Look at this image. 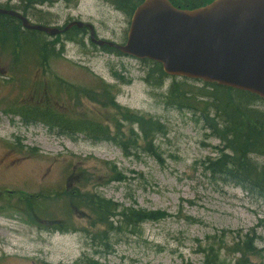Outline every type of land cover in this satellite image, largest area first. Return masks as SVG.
I'll list each match as a JSON object with an SVG mask.
<instances>
[{"label": "rangeland", "instance_id": "374dc122", "mask_svg": "<svg viewBox=\"0 0 264 264\" xmlns=\"http://www.w3.org/2000/svg\"><path fill=\"white\" fill-rule=\"evenodd\" d=\"M16 3L0 0V6ZM26 18L53 28L82 21L92 25L97 39L123 45L131 17L106 0H44ZM88 37L86 31L79 34L83 43L77 45L63 36L44 35V41L53 43L44 69L37 66L35 56L14 64L10 55L0 51V264H204L208 248L219 254L222 264H234L238 257L224 249L250 234L255 235L257 251L249 262L264 264V200L211 176L206 162L218 156L221 142L198 114L163 105V96L174 82L196 94L202 93L204 84L166 77L161 88L148 85L150 64L95 48ZM106 86L119 108L163 126L164 133L152 140L158 157L139 148L137 140L123 151L111 141L64 135L39 123L22 125L7 111L47 102L74 119L106 125L114 135L118 115L107 103L104 107L99 103ZM251 107L264 112L263 102ZM121 126L128 139L129 125ZM131 128L138 134L135 126ZM251 159L264 164L260 157ZM62 190L67 198L69 192L87 191L129 210L169 215L140 224L112 246H99L101 253L96 254L82 231L88 229L91 217L86 208L73 207L67 214V200L60 197L53 202L54 209L50 206L48 218L57 225H71L70 230L49 229L40 219L28 224L22 216L19 193L40 197L48 191L57 196Z\"/></svg>", "mask_w": 264, "mask_h": 264}, {"label": "trees", "instance_id": "16d2710c", "mask_svg": "<svg viewBox=\"0 0 264 264\" xmlns=\"http://www.w3.org/2000/svg\"><path fill=\"white\" fill-rule=\"evenodd\" d=\"M16 1L17 3L13 7L6 4L0 6V8L20 12L24 17H27L30 11L32 12L33 7L41 6L44 3V0ZM167 1L171 2L175 8L193 10L214 0ZM106 2L129 19L135 8L143 0H106ZM83 33V29L76 30L72 28L61 36L69 42L82 45V38H78V35ZM43 37V33L22 30L19 20L7 15H0V51L10 55L14 64L19 63L28 56H35L37 66H40L41 69L46 68L45 61L51 53L49 48L52 47L53 43L44 41ZM59 37L57 36L56 39H59ZM101 50L118 54L117 51L106 47ZM140 62L151 65L145 82L148 85L161 88L167 76L162 72L160 65L152 61ZM0 76L2 75L0 74ZM153 79H155L154 82ZM178 85L181 86L180 83L174 82L168 88L162 99L163 105L173 110H187L193 116L198 114L205 128L222 145L216 148L218 156L210 163L206 162V170L211 176L223 178L235 187H239L247 193H253L264 200V164L258 165L251 159V157H260L264 161V112L251 107L256 101H262L249 93L223 87L219 88L211 84L203 85L202 93L199 94L190 92L185 88L186 86L178 87ZM114 96V93H110V87L108 86L104 87L99 94V103L102 104V107L107 103V107L114 109L118 115L117 121L120 124L118 125V122L114 123V135L110 133L106 125L103 126L97 122L91 123L83 119H74L72 116L66 115V112L46 105L47 102H44V105H40L39 102L38 104L33 103V105L27 104L20 110L9 107L7 111L18 116L22 125L39 123L60 134H83L91 140L111 141L123 151H128L129 148L135 145L134 143L137 140L140 141L139 148L142 147L146 153L158 157L152 140L154 135L164 133L163 126L155 120L119 108L114 101ZM87 97L94 102L98 98L97 96L91 98L90 95ZM122 123L129 125V130L126 132L127 135L130 134L128 139H124L121 132ZM133 126L137 128L138 134L133 133L131 128ZM114 180H117V178ZM59 194L45 197L22 194L23 196L19 198V207L23 210L22 216L28 224H33L34 219H40L45 221L46 225L51 223V228L54 230L62 231L70 230L71 225H57L50 220L51 217L48 218L50 210L54 209L53 202H57L60 198L61 200H67L68 205L64 208L67 214L71 213L73 207L86 208L91 217L88 222V229L82 231L85 233L86 239L93 244L95 251L99 250V246L105 248L109 245L112 246L113 242L120 240L121 235H132L140 227L139 225L144 222H156L167 218L169 215L161 211L129 210L87 191L78 192L75 190L73 193L69 192L68 198L64 190ZM50 206H52L51 209H49ZM38 210L41 213L40 216L37 214ZM44 210L46 211L44 212ZM97 227L101 229L99 230ZM254 239V234L245 235L239 238L238 242L233 243L230 249H224L226 251L231 250L236 254L238 258L234 264H251L249 257L257 251L253 245ZM98 253H101V251L96 252V254ZM203 258L204 264H222L219 254L215 253L213 248L206 249Z\"/></svg>", "mask_w": 264, "mask_h": 264}, {"label": "water", "instance_id": "95a60500", "mask_svg": "<svg viewBox=\"0 0 264 264\" xmlns=\"http://www.w3.org/2000/svg\"><path fill=\"white\" fill-rule=\"evenodd\" d=\"M20 20L27 31L50 37L75 27L89 31V41L122 55L158 63L169 77L248 92L264 101V0H214L191 11L167 0H144L129 22L124 45L97 40L91 25L71 22L63 30Z\"/></svg>", "mask_w": 264, "mask_h": 264}]
</instances>
